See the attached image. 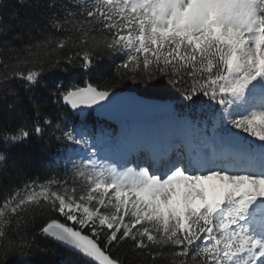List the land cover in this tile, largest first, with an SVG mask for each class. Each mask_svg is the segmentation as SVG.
Wrapping results in <instances>:
<instances>
[{"label": "snow or ice", "instance_id": "obj_1", "mask_svg": "<svg viewBox=\"0 0 264 264\" xmlns=\"http://www.w3.org/2000/svg\"><path fill=\"white\" fill-rule=\"evenodd\" d=\"M54 245L264 264V0H0V264Z\"/></svg>", "mask_w": 264, "mask_h": 264}, {"label": "trees", "instance_id": "obj_2", "mask_svg": "<svg viewBox=\"0 0 264 264\" xmlns=\"http://www.w3.org/2000/svg\"><path fill=\"white\" fill-rule=\"evenodd\" d=\"M11 3V0H5V5ZM117 89H123V91H134L138 95L141 94L139 89H135L130 85V82L124 81L116 85ZM97 123L98 125H104L103 129L106 131L115 130L114 125L98 120L91 112L89 115V124ZM102 128V127H101ZM59 145L53 143L50 147L49 153L54 157L57 152V148ZM23 151H27L26 149ZM25 169L29 177L31 176H41L43 177L46 173L51 174L52 171H63V165L52 163L50 159H46L44 156L39 153L34 154V159L31 164L25 165ZM23 179V177H21ZM19 182V181H18ZM43 241V238H41ZM48 243H52V241H47ZM58 248L60 255L57 257L62 264H75V257L70 254L67 250H65L62 246L54 245ZM12 261V264H41L42 257L39 253H26V254H16L9 258Z\"/></svg>", "mask_w": 264, "mask_h": 264}, {"label": "water", "instance_id": "obj_3", "mask_svg": "<svg viewBox=\"0 0 264 264\" xmlns=\"http://www.w3.org/2000/svg\"><path fill=\"white\" fill-rule=\"evenodd\" d=\"M121 95L122 96H130V95H138L136 92H134V91H123L122 93H121ZM93 112V114L95 115V116H97L98 117V119L100 118V119H102V120H104V121H108V122H110V123H118V121L116 120V119H113V118H111V117H109L107 114H105L103 111H101V110H96V111H92ZM87 115V114H86Z\"/></svg>", "mask_w": 264, "mask_h": 264}, {"label": "rangeland", "instance_id": "obj_4", "mask_svg": "<svg viewBox=\"0 0 264 264\" xmlns=\"http://www.w3.org/2000/svg\"><path fill=\"white\" fill-rule=\"evenodd\" d=\"M93 124H89V127L94 128L96 131H99L101 129V127L103 128L104 125H98L97 123H95V121H93ZM115 128L117 129L116 131H119V125L116 124ZM108 132H111L110 130Z\"/></svg>", "mask_w": 264, "mask_h": 264}]
</instances>
